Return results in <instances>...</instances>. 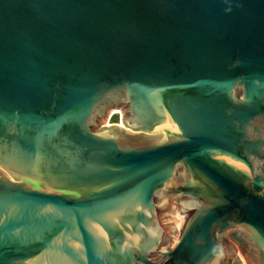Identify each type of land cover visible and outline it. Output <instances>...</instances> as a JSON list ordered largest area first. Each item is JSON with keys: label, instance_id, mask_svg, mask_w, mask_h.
Returning a JSON list of instances; mask_svg holds the SVG:
<instances>
[{"label": "water", "instance_id": "obj_1", "mask_svg": "<svg viewBox=\"0 0 264 264\" xmlns=\"http://www.w3.org/2000/svg\"><path fill=\"white\" fill-rule=\"evenodd\" d=\"M229 240L264 264V0H0V264H224Z\"/></svg>", "mask_w": 264, "mask_h": 264}, {"label": "rangeland", "instance_id": "obj_2", "mask_svg": "<svg viewBox=\"0 0 264 264\" xmlns=\"http://www.w3.org/2000/svg\"><path fill=\"white\" fill-rule=\"evenodd\" d=\"M122 117V111L114 110L107 113L105 124L117 125ZM186 215L178 205L170 200L167 208H162V230L163 235L160 247H168L174 244L179 226ZM224 264H247L242 250L232 241L223 244Z\"/></svg>", "mask_w": 264, "mask_h": 264}]
</instances>
